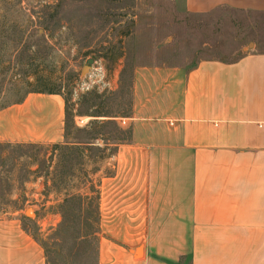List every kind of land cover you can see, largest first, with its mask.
Segmentation results:
<instances>
[{"label":"crops","instance_id":"obj_1","mask_svg":"<svg viewBox=\"0 0 264 264\" xmlns=\"http://www.w3.org/2000/svg\"><path fill=\"white\" fill-rule=\"evenodd\" d=\"M183 7L264 12V0ZM131 75V140L98 184L97 264H264V52L188 69L137 64ZM64 140L61 94L0 108V143ZM16 215L0 214V264H46Z\"/></svg>","mask_w":264,"mask_h":264},{"label":"rangeland","instance_id":"obj_2","mask_svg":"<svg viewBox=\"0 0 264 264\" xmlns=\"http://www.w3.org/2000/svg\"><path fill=\"white\" fill-rule=\"evenodd\" d=\"M183 8V0H0V108L54 89L67 109L63 144L0 143V214L17 213L46 264H97L98 184L131 140L118 119L130 113L135 65L188 69L264 52V12Z\"/></svg>","mask_w":264,"mask_h":264},{"label":"trees","instance_id":"obj_3","mask_svg":"<svg viewBox=\"0 0 264 264\" xmlns=\"http://www.w3.org/2000/svg\"><path fill=\"white\" fill-rule=\"evenodd\" d=\"M35 92L58 93V91H57V90H54V89H44V90L39 89V90H37V91H35ZM66 121H67V109H65V130H66V128H67V123H66ZM90 123H92V122H90Z\"/></svg>","mask_w":264,"mask_h":264},{"label":"built area","instance_id":"obj_4","mask_svg":"<svg viewBox=\"0 0 264 264\" xmlns=\"http://www.w3.org/2000/svg\"><path fill=\"white\" fill-rule=\"evenodd\" d=\"M94 62V61H93ZM92 70H93V66H92V68H91V70L89 71V73H88V77L91 79V77H92ZM81 87H82V85H81ZM118 121H119V123L120 124H122V125H125L126 124V120H125V118H119L118 119Z\"/></svg>","mask_w":264,"mask_h":264},{"label":"water","instance_id":"obj_5","mask_svg":"<svg viewBox=\"0 0 264 264\" xmlns=\"http://www.w3.org/2000/svg\"><path fill=\"white\" fill-rule=\"evenodd\" d=\"M92 62H93V59L86 60V64L83 66L82 71H84V69L90 67V65L92 64ZM27 214L29 215L30 214V211H27Z\"/></svg>","mask_w":264,"mask_h":264},{"label":"bare ground","instance_id":"obj_6","mask_svg":"<svg viewBox=\"0 0 264 264\" xmlns=\"http://www.w3.org/2000/svg\"><path fill=\"white\" fill-rule=\"evenodd\" d=\"M32 212L30 211V214H31Z\"/></svg>","mask_w":264,"mask_h":264}]
</instances>
